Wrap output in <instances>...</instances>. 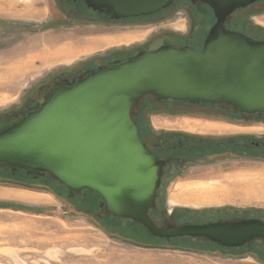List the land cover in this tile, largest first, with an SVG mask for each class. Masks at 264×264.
Here are the masks:
<instances>
[{"label":"water","instance_id":"water-1","mask_svg":"<svg viewBox=\"0 0 264 264\" xmlns=\"http://www.w3.org/2000/svg\"><path fill=\"white\" fill-rule=\"evenodd\" d=\"M110 18L156 13L172 0H85ZM210 6L216 21L201 49L159 45L57 86L19 120L0 130V162L49 174L66 189L91 190L100 211L138 222L156 238H203L221 247L264 244L257 216L163 225L149 215L162 160L140 138L131 108L145 94L191 103H224L264 112V39L225 27L235 9L258 0H192Z\"/></svg>","mask_w":264,"mask_h":264},{"label":"rangeland","instance_id":"rangeland-1","mask_svg":"<svg viewBox=\"0 0 264 264\" xmlns=\"http://www.w3.org/2000/svg\"><path fill=\"white\" fill-rule=\"evenodd\" d=\"M0 2V114L22 104L24 98L35 90L34 86L52 72L68 69L86 58L115 48L141 43L160 28L179 31L184 22L181 14L176 13L160 24L141 27L138 23L133 25L100 20L69 23L59 20L60 14L52 0ZM252 8L255 12L251 22L255 30L264 35V2ZM141 98L134 103L133 109ZM220 104L209 103L213 105L209 106L207 102L199 107L180 106L185 109L176 110L165 108L162 103H153L145 109L142 118L146 119L147 125H144L154 131L176 129L188 133H264L262 127L246 128L260 125L257 123L230 125V122H218L202 114H220ZM239 125H243V129L222 130L213 127ZM263 169L264 164L260 162L186 166L167 183H159L151 215L161 225L166 221V211L176 224L249 216L264 218V197L261 198L263 202L258 204L195 205L182 202L188 199V193L175 189L179 185L183 186L181 189H186L189 184L238 170ZM16 178L8 171L0 173V197L12 198L7 200L26 206L16 209L0 207V264H143L137 260L140 257L162 259L169 263L185 262L173 264H264V256L262 259L258 251H198L175 247L178 245L167 242L144 243L136 238L126 239L113 230L108 232L94 217L91 207L97 203V198L93 201L89 190L85 191L87 206L81 208L67 197L56 195L53 188L42 180L43 177L32 180L26 177L21 181ZM233 192L230 191V197H227L233 198ZM174 195L179 201L173 199ZM173 241L185 243L184 238L180 237L172 238Z\"/></svg>","mask_w":264,"mask_h":264},{"label":"flooded vegetation","instance_id":"flooded-vegetation-1","mask_svg":"<svg viewBox=\"0 0 264 264\" xmlns=\"http://www.w3.org/2000/svg\"><path fill=\"white\" fill-rule=\"evenodd\" d=\"M52 2L54 8L60 14L59 20L69 23L100 20L133 25L138 23L137 25L141 27L149 24H160V22L165 21L164 19L178 13L181 14L180 17L182 16L181 19L184 21L183 28H178L179 31L160 28L146 37L141 43L129 47L115 48L109 52L86 58L68 69H59L52 72L34 86L35 90L24 98L22 104L0 114V130L37 108L57 86L76 81L83 77L85 73L91 72L100 66H107L116 59L135 57L147 49L163 44L177 47L188 45L197 50L201 49L209 28L216 21V17L209 5L192 0H172L167 7L156 13L119 19H111V10L107 7L93 10L92 7L87 5L85 0H52ZM263 2L264 0H258L235 9L227 16L225 27L256 39H264V35L255 30L256 27L251 22L252 14L255 12L252 7ZM153 103H162L165 104V108L182 110L185 108H180V106L199 107L206 105L207 102L191 103L184 100L156 99L151 95L148 100L141 98V101L134 109L132 106L131 113L133 118L138 121L144 114L145 109ZM220 105L222 106L220 114H211L210 112H203L202 114L210 116L218 122H230V125L241 122L257 123L260 125L246 127H262L264 129V112L245 113L228 104L221 103ZM139 127L140 138L147 150L157 159L163 161L159 171V183H167L180 169L191 164H256V162L264 164V133L249 135L239 132L188 133L176 129L154 131L149 129L148 126L140 124ZM0 164L5 163L0 162ZM1 169L4 172L8 171L9 174L19 179L26 177L32 179L39 175H45L39 171L19 166L3 165L0 166ZM66 191L68 199L79 201V197L83 196L84 199L82 200L86 202V190L84 192L83 190L74 192L66 189ZM96 198L97 196L93 194V201H96ZM99 203L100 199L97 198L96 208L100 211L101 206H99ZM168 219L174 223L171 217ZM153 220L157 225H161L154 218ZM164 220H167V218L164 217Z\"/></svg>","mask_w":264,"mask_h":264},{"label":"trees","instance_id":"trees-1","mask_svg":"<svg viewBox=\"0 0 264 264\" xmlns=\"http://www.w3.org/2000/svg\"><path fill=\"white\" fill-rule=\"evenodd\" d=\"M151 95L152 94H145L142 98L148 100ZM142 117H140L138 121L136 120L138 131L140 128L139 124L142 126L147 125L146 119L143 120ZM144 124H146V125H144ZM3 165H6V164H0V166H3ZM1 172H3L2 169L0 170V173ZM39 177H43L42 180H44V182H47L49 184V186L51 188H53L56 195L67 197L66 188L61 183H59L56 179H54L52 176H50L49 174H45L44 176L39 175L36 178H39ZM16 179L18 181H21L19 178H16ZM83 191H85V190H83ZM89 191L92 193V195L95 194V196H97V198H99V196L95 192H93L91 190H89ZM79 199H80L79 201L78 200H71V201L79 204L81 208H86L85 206H87V203L85 202V200H82V199H84V197L80 196ZM96 205H97V203L95 205H93V207H91V209L93 210L94 217L101 223V226L104 227L108 232L113 230V232H115L116 234L124 235L126 239L136 238L139 241L144 242V243H152L153 241H154V243L167 242L170 244L178 245L175 247H179V248L187 249V250L214 251L217 249V250L222 251V249H230V250L237 249V250H243V252H254V253L258 251L259 256L262 259H263L262 256H264V244L259 240L251 241L249 244L243 245L241 247H221V246H218V245L214 244L213 242H210L209 240H206L203 238L182 237V238H184L185 243L184 242L176 243L174 241L172 242V238L170 240H165L162 238H156V237H153L152 235H150L145 230V228L143 226H141L138 222L131 221L130 219H127V218H120V217L113 216L110 214H105V213L103 214V212H100L99 209L96 208ZM0 207H4V208L7 207V208H12V209L26 208V206H24L23 204H17V203L10 202V201H0ZM151 208L152 207L149 208V215L151 218H153L151 215ZM29 209H33V208L29 207ZM34 209H36V208H34ZM241 218H246V217H241ZM137 237H139V238H137ZM196 239H198V240H196ZM232 254H235V253H232Z\"/></svg>","mask_w":264,"mask_h":264},{"label":"crops","instance_id":"crops-1","mask_svg":"<svg viewBox=\"0 0 264 264\" xmlns=\"http://www.w3.org/2000/svg\"><path fill=\"white\" fill-rule=\"evenodd\" d=\"M210 126H212V125H209V127ZM241 126H243V125L232 126V127H229V126L228 127L227 126L226 127L213 126V127L220 128L222 130H226V129L236 130V129H241V128L243 129V127H241ZM246 128H253V127H246ZM242 179L244 182L243 181L241 182ZM245 180L248 182H246ZM263 186H264V169L258 170V171L238 170V171H234L231 174H222V175H219L217 177H213L211 179L204 180L200 183L189 184L186 189H181L180 187H183V186L179 185L178 189H180L182 191L184 190L186 193H188V199H183L184 201L188 200V201H186L187 203H191V204H195V205H200V204L211 205V204H220V203H230V204H253L254 203V204H258V203L263 202V200H261V198L264 197V187ZM175 188H177V186ZM199 190H200V192H199ZM230 191H234L233 192L235 194L234 198H228V197H230L228 195ZM250 191H251V193H250ZM253 193H255V194H253ZM221 194H222V196H221ZM31 195L32 194H30V196ZM218 196H219V198H218ZM0 199H4L3 201H8L9 199H12V198L0 197ZM173 199L179 201L178 197L176 198L175 195H174ZM183 200H181V201L184 202ZM200 200H202V201H200ZM205 202H207V203H205ZM5 208H7V207H5ZM160 261H161L160 264H165V263L171 264L169 262L167 263V262L163 261L162 259ZM173 263H185V262H173Z\"/></svg>","mask_w":264,"mask_h":264},{"label":"bare ground","instance_id":"bare-ground-1","mask_svg":"<svg viewBox=\"0 0 264 264\" xmlns=\"http://www.w3.org/2000/svg\"><path fill=\"white\" fill-rule=\"evenodd\" d=\"M7 1H9V0H7ZM10 1H12V0H10ZM2 2V1H1ZM0 2V3H1ZM14 3V2H13ZM3 6V5H2ZM9 6V5H8ZM243 181V179L241 180V182ZM246 181V180H245ZM250 181V180H249ZM257 181V180H256ZM237 182V181H236ZM244 182V181H243ZM246 182H248V181H246ZM250 183V182H249ZM258 184V183H257ZM220 185V184H219ZM223 185V184H222ZM260 185V184H259ZM202 187V186H201ZM264 187V186H263ZM178 188V187H177ZM181 188V187H180ZM200 188V187H199ZM210 188V187H209ZM213 188V187H212ZM211 188V189H212ZM261 188V187H260ZM176 189V188H175ZM201 190V189H200ZM200 190H199V192H200ZM207 190V189H206ZM209 190V189H208ZM217 190V189H216ZM260 190V189H259ZM184 191V190H183ZM188 192V191H187ZM250 193H251V191H250ZM206 194V193H205ZM253 194H255V193H253ZM257 194V193H256ZM218 195V194H217ZM220 195V194H219ZM237 195V194H236ZM263 195V194H262ZM202 196V195H201ZM200 196V197H201ZM221 196H222V194H221ZM220 196V197H221ZM237 197V196H236ZM241 197V196H240ZM244 197V196H243ZM177 198V197H176ZM197 198V197H196ZM218 198H219V196H218ZM234 198V197H233ZM250 198V197H249ZM194 199V198H193ZM200 199V198H199ZM213 199V198H212ZM241 199V198H240ZM246 199V198H245ZM244 199V200H245ZM207 200V199H206ZM215 200V199H214ZM184 201V200H183ZM186 201H188V200H186ZM200 201H202V200H200ZM204 201V200H203ZM221 201V200H220ZM219 201V202H220ZM247 201V200H246ZM197 202V201H196ZM195 202V203H196ZM210 202V201H209ZM213 202V201H212ZM216 202V201H215ZM204 203V202H203ZM205 203H207V202H205ZM141 259H137V260H141V262L143 263V264H160V259H156V258H152V257H140ZM124 261V260H123ZM122 262V261H121ZM120 262V263H121ZM163 262V261H162ZM101 263V262H100ZM126 263V262H125ZM168 263V262H167ZM94 264H96L95 262H94ZM166 264V263H165ZM171 264H173V263H171Z\"/></svg>","mask_w":264,"mask_h":264}]
</instances>
